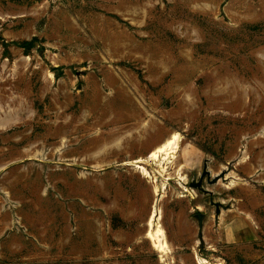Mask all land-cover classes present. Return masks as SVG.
Wrapping results in <instances>:
<instances>
[{
  "label": "rangeland",
  "instance_id": "obj_1",
  "mask_svg": "<svg viewBox=\"0 0 264 264\" xmlns=\"http://www.w3.org/2000/svg\"><path fill=\"white\" fill-rule=\"evenodd\" d=\"M200 263L264 264V0H0V264Z\"/></svg>",
  "mask_w": 264,
  "mask_h": 264
},
{
  "label": "bare ground",
  "instance_id": "obj_2",
  "mask_svg": "<svg viewBox=\"0 0 264 264\" xmlns=\"http://www.w3.org/2000/svg\"><path fill=\"white\" fill-rule=\"evenodd\" d=\"M176 136H173L172 138L164 141L159 146H157L155 149H153L151 152H149L147 159H151V160L154 159L157 162H163V161L169 160L170 158L173 159L171 155V152H172L171 150L174 151L173 145L176 144L175 143ZM177 139L178 138H176V140ZM175 146H178V145H175ZM176 149L177 148H175V151ZM144 162H145L144 159L138 158L133 161V164H135L136 166L138 165V168L141 169L143 174H145L147 177L150 178L148 171L143 166L139 165V164H143ZM148 226H149V229L147 231V237L151 239L155 248H157L161 252H165L167 250V242L165 241V232H164L163 227L159 223H157V215L155 214V212H153L152 215L150 216L148 220Z\"/></svg>",
  "mask_w": 264,
  "mask_h": 264
},
{
  "label": "water",
  "instance_id": "obj_3",
  "mask_svg": "<svg viewBox=\"0 0 264 264\" xmlns=\"http://www.w3.org/2000/svg\"><path fill=\"white\" fill-rule=\"evenodd\" d=\"M204 173H206V171ZM212 203L216 206L217 210H219L218 204H215V202Z\"/></svg>",
  "mask_w": 264,
  "mask_h": 264
}]
</instances>
